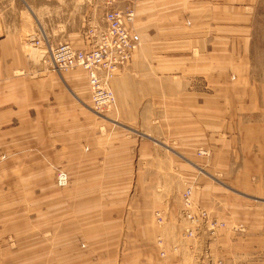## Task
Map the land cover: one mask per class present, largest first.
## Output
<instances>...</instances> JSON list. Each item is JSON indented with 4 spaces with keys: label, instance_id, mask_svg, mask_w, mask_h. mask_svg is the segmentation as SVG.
<instances>
[{
    "label": "crops",
    "instance_id": "0c3cea01",
    "mask_svg": "<svg viewBox=\"0 0 264 264\" xmlns=\"http://www.w3.org/2000/svg\"><path fill=\"white\" fill-rule=\"evenodd\" d=\"M256 5L257 0H146L140 13L133 6L141 43L132 62L109 83L116 107L103 120V129L82 107L89 100L84 71L30 72L20 53H0V121L13 117L28 125L35 120L33 130L4 132L6 141L38 140V145L10 151L3 149L0 134V214L10 207L16 218L18 203L2 200L25 186L31 215L40 206L36 203L45 215L51 216L55 203L59 216L71 214L60 234L121 229L124 235L111 244L122 246L121 255L131 264L179 263L171 248L183 244L181 194L190 187L194 200L211 205V189L198 176L196 159L233 158L247 148L248 130L255 125L245 110L256 90L250 81V14ZM195 51H205L204 57L197 60ZM222 109L237 114L223 120ZM225 126H235L238 136L226 135L233 130L223 132ZM201 149L207 156L197 155ZM59 169L68 173L72 193L58 191L55 199L43 193L35 202L40 196L30 188L53 187V172ZM17 172L27 177L20 183L5 179ZM99 183L120 188L105 194L109 206L99 203L101 195L92 186ZM69 201L72 210L65 208ZM156 212L164 215L162 226L155 225ZM157 238L166 259L157 256ZM239 264L247 261L242 258Z\"/></svg>",
    "mask_w": 264,
    "mask_h": 264
},
{
    "label": "rangeland",
    "instance_id": "374dc122",
    "mask_svg": "<svg viewBox=\"0 0 264 264\" xmlns=\"http://www.w3.org/2000/svg\"><path fill=\"white\" fill-rule=\"evenodd\" d=\"M145 1L0 0V53H20L25 59L27 71L33 72L32 69L38 68L39 72L55 75L54 72L48 70L43 62L46 41L53 46L67 43L76 49H86L88 43L85 34L93 26H103L102 19L105 11L109 9L125 10L135 6L140 13L139 9ZM138 13L135 11L136 26L140 24ZM250 18V81L256 84V90L252 94L251 108L245 110L248 112V116L253 117L251 121L255 124L248 130L250 132L247 137V148L245 150L238 149L231 159H219L218 161L207 159V157L196 159L201 166V169L197 170L198 176L204 178L211 189V205L204 207L211 211L218 221L226 223L225 228L217 232V241L212 242L213 252L219 257L230 259L231 264H239L242 258L247 261V264H264V0H257V5L254 12L250 14ZM204 52L195 51V58L198 60L201 56L204 57ZM176 54L178 55L179 52ZM135 56L136 54L134 58ZM78 70L81 69L77 68L73 71ZM73 71L64 74L73 73ZM28 76L33 77L34 74L31 73ZM231 80L229 83L233 82ZM81 99L83 100V98ZM86 102V105H91L89 100ZM82 107L89 114L95 116L94 118L99 123L97 128L101 129L105 127L103 120L106 119L110 111L115 109L106 112L104 117L96 115L83 104ZM230 109L226 111L222 109L223 120L232 119L237 114ZM12 119L0 121V134L3 135L5 143L3 149L13 151V149L28 147V145H38L37 139L33 141L28 139V143L17 140L6 141L8 135L4 132L11 130L12 127L15 130L18 129L20 134L28 129H34L33 121L35 120L33 118L28 125L22 123L19 118V122L14 121L13 117ZM232 127H223V132L233 130L232 133L229 132L226 135L238 136V132L234 131L237 128ZM212 166L216 171L211 169ZM61 171L62 169L54 170L55 186L53 184V187H49L50 189L46 185L45 188L42 186L30 188L34 191L33 196H40L34 199L35 202H39V199L43 198V196L41 197L43 193H46V196L51 199L57 198L58 191L61 190L66 196L72 193L70 190L71 180L65 170L62 172L67 175V184L58 186L56 177ZM10 177L12 182L20 183L27 176L22 172H17L12 176L8 174L5 179L8 180ZM115 185L92 184L101 195L100 204L105 201L109 206L111 200L105 196H108V190L110 192L120 190ZM80 186L84 189V186L88 185ZM194 189L198 191L197 185L194 186ZM10 197L13 198L2 200V202L16 201L19 214L13 219L12 214H9L10 207H4L0 214V264H79V258H84L83 261L80 259V264L132 263L122 257V246L111 244L112 238L116 237L117 240L122 238L125 232L121 229L117 230V233H112L114 231H110V229H97L82 233L63 231L60 234L59 227L63 222L71 219V214L59 216L57 203L50 210L51 216L42 212L41 203L35 204L40 206L35 207V215H31L30 213L33 212H28L30 209L28 207L31 206L32 199L28 197L27 187L19 186ZM213 201L218 202L213 206L215 210H212ZM197 203L199 204V202ZM70 207H73L71 201L67 202L65 208L69 210ZM234 226L241 227L240 231L233 232ZM64 232L65 234H63ZM181 240L183 244L181 242L175 244L178 246V250L174 252L175 255L180 256L179 263L173 264H186L190 260L185 252V245L188 241ZM162 246L161 251L164 257L160 256V252L157 256L166 259V252Z\"/></svg>",
    "mask_w": 264,
    "mask_h": 264
},
{
    "label": "built area",
    "instance_id": "2783aa9c",
    "mask_svg": "<svg viewBox=\"0 0 264 264\" xmlns=\"http://www.w3.org/2000/svg\"><path fill=\"white\" fill-rule=\"evenodd\" d=\"M103 26H93L85 34L88 48L76 49L67 43L55 46L46 41L43 62L48 70L63 74L81 69L87 77L89 110L98 116L116 107V100L109 85L121 68L129 65L140 46L135 11L133 8L125 10L109 9L103 15ZM198 156L207 155L205 150L197 153ZM56 180L58 186L67 184V175L60 172ZM180 220L186 224L181 233V239L187 240L186 255L190 260L186 264H231L230 259L218 256L213 252L212 242L217 241V232L224 229L226 223L218 221L206 207H202L193 198V192L187 187L180 196ZM164 215L161 212L154 214L155 225L162 226ZM234 226L232 231H240ZM162 240L157 238V247L160 249ZM178 246H172L171 251L177 252ZM160 256L164 257L160 250Z\"/></svg>",
    "mask_w": 264,
    "mask_h": 264
},
{
    "label": "bare ground",
    "instance_id": "6f19581e",
    "mask_svg": "<svg viewBox=\"0 0 264 264\" xmlns=\"http://www.w3.org/2000/svg\"><path fill=\"white\" fill-rule=\"evenodd\" d=\"M139 34V33H138ZM33 53H35V52H33Z\"/></svg>",
    "mask_w": 264,
    "mask_h": 264
}]
</instances>
